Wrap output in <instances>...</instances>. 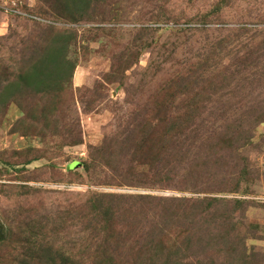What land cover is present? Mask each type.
<instances>
[{"label": "rangeland", "instance_id": "374dc122", "mask_svg": "<svg viewBox=\"0 0 264 264\" xmlns=\"http://www.w3.org/2000/svg\"><path fill=\"white\" fill-rule=\"evenodd\" d=\"M93 193L216 201L167 217L181 264H264V0H0V264Z\"/></svg>", "mask_w": 264, "mask_h": 264}, {"label": "trees", "instance_id": "16d2710c", "mask_svg": "<svg viewBox=\"0 0 264 264\" xmlns=\"http://www.w3.org/2000/svg\"><path fill=\"white\" fill-rule=\"evenodd\" d=\"M51 31L56 35L54 45H63L65 51L77 45L79 36L76 31ZM51 41L46 44V52L51 47ZM76 67L74 63L72 70L75 71ZM22 124L26 127L24 135L34 133L33 136L43 138L41 122L25 118ZM67 140L68 145L81 143V138L74 132H71ZM184 201L181 198L151 195L87 194L83 202L68 201L63 212H57L45 221V229L51 232V236L45 238L52 242H48L43 249L38 242L46 232L29 233L26 243L31 248L32 255L29 258L34 259L39 251L43 257L48 254L51 264H57L55 256L65 254L72 260L82 261L79 264H181L189 257L187 252L177 247L171 248L172 241H168L164 233L167 217L171 213H183L196 220L197 212L203 205L201 215L211 210V202H216L190 200V205H185ZM26 227L31 228V225L27 224ZM64 240L67 243H63Z\"/></svg>", "mask_w": 264, "mask_h": 264}, {"label": "bare ground", "instance_id": "6f19581e", "mask_svg": "<svg viewBox=\"0 0 264 264\" xmlns=\"http://www.w3.org/2000/svg\"><path fill=\"white\" fill-rule=\"evenodd\" d=\"M79 80H80V78H79V76H78V79H77L76 81L79 83Z\"/></svg>", "mask_w": 264, "mask_h": 264}, {"label": "crops", "instance_id": "0c3cea01", "mask_svg": "<svg viewBox=\"0 0 264 264\" xmlns=\"http://www.w3.org/2000/svg\"><path fill=\"white\" fill-rule=\"evenodd\" d=\"M78 79V76L76 77V80Z\"/></svg>", "mask_w": 264, "mask_h": 264}]
</instances>
